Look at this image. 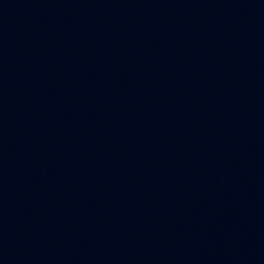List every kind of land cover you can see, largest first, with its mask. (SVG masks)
<instances>
[{
	"label": "water",
	"instance_id": "water-1",
	"mask_svg": "<svg viewBox=\"0 0 264 264\" xmlns=\"http://www.w3.org/2000/svg\"><path fill=\"white\" fill-rule=\"evenodd\" d=\"M0 264H264V0H0Z\"/></svg>",
	"mask_w": 264,
	"mask_h": 264
}]
</instances>
